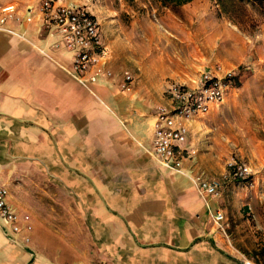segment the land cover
Wrapping results in <instances>:
<instances>
[{"label":"crops","instance_id":"0c3cea01","mask_svg":"<svg viewBox=\"0 0 264 264\" xmlns=\"http://www.w3.org/2000/svg\"><path fill=\"white\" fill-rule=\"evenodd\" d=\"M39 2L0 0V16H11L0 27V186L22 227L0 224V264H264L262 253H250L245 222L233 221L231 183L202 195L193 182L210 159L199 146V116L187 122L184 144L194 162L174 170L154 156L156 108L168 104L164 85L179 82V66L162 56L140 63L141 81L121 92L125 69L104 40L112 76L86 88L70 75L71 53L41 28ZM50 180L66 204L77 200L72 227L86 240L50 222ZM71 211L63 210L64 231Z\"/></svg>","mask_w":264,"mask_h":264},{"label":"rangeland","instance_id":"374dc122","mask_svg":"<svg viewBox=\"0 0 264 264\" xmlns=\"http://www.w3.org/2000/svg\"><path fill=\"white\" fill-rule=\"evenodd\" d=\"M73 1L85 5L97 18L104 40L123 69L133 75L132 88L142 79L140 63L154 62L153 58L159 59V56L179 66V82L168 77L164 85L166 99L171 85L192 86L204 71L214 75L230 73L235 77L222 102L196 119L199 146L210 158L205 160V165L199 164L196 173L218 181L220 186L231 183L230 192L238 200L237 218L233 221L245 222L244 229L252 234L250 253L261 254L264 246V14L246 5L232 20L218 13L215 0H191L179 6H165L156 0ZM148 75L153 76L154 72ZM97 94L103 95L99 90ZM232 160L249 167L250 180H234L229 175L228 164ZM45 188L50 190V222H54L55 228L60 227L61 234L75 239L74 234L79 233L86 240L84 232L72 227L75 225L78 229L79 216L74 210L77 200L72 198L66 204L62 189L51 180ZM66 209L72 211L66 216L69 222L66 228L70 230L64 231L62 214ZM238 213L242 214L240 219ZM93 249L90 247L89 253L93 254Z\"/></svg>","mask_w":264,"mask_h":264},{"label":"built area","instance_id":"2783aa9c","mask_svg":"<svg viewBox=\"0 0 264 264\" xmlns=\"http://www.w3.org/2000/svg\"><path fill=\"white\" fill-rule=\"evenodd\" d=\"M36 14L41 28L48 35L57 37L54 46L61 45L71 53L70 75L80 85L87 88L88 84L96 83L102 77L112 76L111 71L104 67L110 52L104 41L101 25L85 5L68 3L66 0H40ZM9 17V14L0 16V27ZM232 79L230 73L214 75L204 71L198 82L192 86L174 84L169 87L168 104L156 108L152 124L153 152L160 164L179 170L186 159L193 161L195 152L184 147L189 135L187 122L208 113L222 102ZM133 81V75L128 70L123 71L118 90L130 92ZM228 165L229 175L234 180L251 179L250 169L245 163L232 160ZM193 182L202 195H218L221 189L218 181L209 179L201 172L194 175ZM22 218L24 221L28 220L27 215ZM222 219L221 213L214 215L216 223ZM0 224L9 226L13 233L22 229L18 214L8 203L7 190L1 186ZM25 226L26 230H30L29 224Z\"/></svg>","mask_w":264,"mask_h":264},{"label":"trees","instance_id":"16d2710c","mask_svg":"<svg viewBox=\"0 0 264 264\" xmlns=\"http://www.w3.org/2000/svg\"><path fill=\"white\" fill-rule=\"evenodd\" d=\"M163 5H183L191 0H156ZM219 10L218 13L226 15L229 19L234 20L239 13L242 6H250L258 10L259 13L264 14V0H215ZM235 79V77H233ZM261 253H264V246L261 248Z\"/></svg>","mask_w":264,"mask_h":264}]
</instances>
